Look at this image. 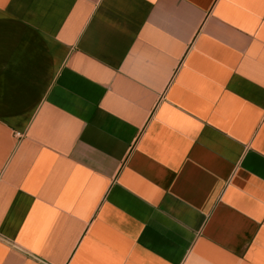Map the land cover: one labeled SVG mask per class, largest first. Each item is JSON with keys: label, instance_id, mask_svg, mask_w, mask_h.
Returning <instances> with one entry per match:
<instances>
[{"label": "crops", "instance_id": "0c3cea01", "mask_svg": "<svg viewBox=\"0 0 264 264\" xmlns=\"http://www.w3.org/2000/svg\"><path fill=\"white\" fill-rule=\"evenodd\" d=\"M0 264H264V0H0Z\"/></svg>", "mask_w": 264, "mask_h": 264}, {"label": "built area", "instance_id": "2783aa9c", "mask_svg": "<svg viewBox=\"0 0 264 264\" xmlns=\"http://www.w3.org/2000/svg\"><path fill=\"white\" fill-rule=\"evenodd\" d=\"M18 135V134H17Z\"/></svg>", "mask_w": 264, "mask_h": 264}]
</instances>
